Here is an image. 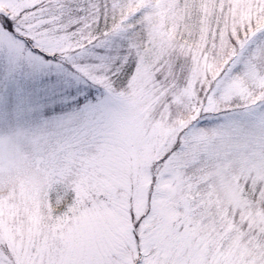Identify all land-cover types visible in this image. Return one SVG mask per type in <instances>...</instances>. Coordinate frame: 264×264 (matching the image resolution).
Masks as SVG:
<instances>
[{"label":"snow or ice","instance_id":"1","mask_svg":"<svg viewBox=\"0 0 264 264\" xmlns=\"http://www.w3.org/2000/svg\"><path fill=\"white\" fill-rule=\"evenodd\" d=\"M0 264H264V0H0Z\"/></svg>","mask_w":264,"mask_h":264}]
</instances>
